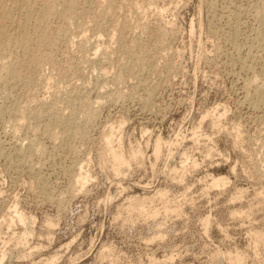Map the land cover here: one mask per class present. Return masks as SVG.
I'll return each mask as SVG.
<instances>
[{"label": "rangeland", "instance_id": "obj_1", "mask_svg": "<svg viewBox=\"0 0 264 264\" xmlns=\"http://www.w3.org/2000/svg\"><path fill=\"white\" fill-rule=\"evenodd\" d=\"M71 6L0 58V264H264V0Z\"/></svg>", "mask_w": 264, "mask_h": 264}, {"label": "bare ground", "instance_id": "obj_2", "mask_svg": "<svg viewBox=\"0 0 264 264\" xmlns=\"http://www.w3.org/2000/svg\"><path fill=\"white\" fill-rule=\"evenodd\" d=\"M5 1V0H4ZM3 0H0V58H3L5 55H7L8 53H9V50L11 49V50H13V49H15L16 47H20V46H29L32 42H33V40L34 39H36V38H34L33 37V34H31V32L29 31V30H32V31H34V32H37L38 30H41L40 28H42L44 25H43V23L45 22V21H47L46 19L48 18V17H51L52 15L54 16V14H60V16H63L64 18H66V19H68L69 18V20H67V21H70V18L72 17L73 18V13H72V10H71V7L73 8V6H71L72 4H73V0H52V1H47V2H45V0H44V4L42 3V8H40V9H38V11L36 12V8H35V4L33 5V4H31V3H33V2H35V0H32L33 2H31L30 3V0H8V3H6L7 5H5ZM38 1V0H37ZM37 7V6H36ZM57 7H61L62 9L59 11L58 9H57ZM37 8H39V7H37ZM73 11H74V8H73ZM79 13V12H78ZM16 14H25L24 16V19H21L20 18V20H19V18L17 19L16 18ZM76 14V13H75ZM79 14H81V13H79ZM78 14V15H79ZM264 15V14H263ZM262 15V16H263ZM19 16V15H18ZM17 16V17H18ZM21 16V15H20ZM19 16V17H20ZM23 16V15H22ZM75 16V15H74ZM76 17V16H75ZM49 20V19H48ZM63 20V19H62ZM9 24V25H8ZM47 24V23H46ZM262 24V23H261ZM264 25V24H263ZM9 26H13V28L15 27V29L16 28H18V29H20L19 30V33L17 32L18 31V29H16L17 31V34H15V35H13V33L11 34V32H10V28H9ZM30 27H32L33 29H29ZM12 28V27H11ZM13 28H12V31H13ZM45 28V27H44ZM43 28V29H44ZM29 29V30H28ZM45 30H46V28H45ZM14 32V31H13ZM39 32V31H38ZM15 33V32H14ZM33 33V32H32ZM43 33H44V31H43ZM45 33H46V31H45ZM49 33V32H48ZM37 34V33H36ZM40 34H42V33H40ZM44 34H42V36H43ZM47 35V33L45 34V39L46 38H48V35ZM41 36V35H40ZM37 37V36H36ZM34 38V39H33ZM44 38V37H43ZM40 39V38H39ZM42 39V38H41ZM44 39V40H45ZM41 41V40H40ZM48 41H51V40H47V42ZM41 44V43H40ZM48 44V43H47ZM50 44V43H49ZM32 45V44H31ZM38 45V44H37ZM31 47V46H30ZM17 49V48H16ZM27 49V48H26ZM19 50V49H18ZM22 50V49H21ZM29 50H30V48H29ZM14 51V50H13ZM22 51H24V49L22 50ZM12 52V51H11ZM24 53V52H23ZM22 53V54H23ZM12 54V53H11ZM13 55V54H12ZM26 55V54H25ZM10 56V55H9ZM23 57H25L24 55H23ZM107 57V56H106ZM105 58V57H104ZM8 60H9V58H7ZM14 60L16 59V58H13ZM20 59V58H19ZM1 60V59H0ZM24 60V59H23ZM104 60V59H103ZM18 61V60H17ZM20 61H22V60H20ZM2 62H4V61H2ZM22 62H24V61H22ZM26 62V61H25ZM6 63V62H5ZM12 63V62H11ZM10 63V64H11ZM21 63V62H20ZM3 65H2V71H4L3 73H6L7 75H9L10 74V76H12V78H13V76H16V78H15V80H18L17 79V77L18 78H20V74H19V71H18V69H14L12 66H10V65H7V64H4V63H2ZM9 64V63H8ZM13 64V63H12ZM128 64V63H127ZM126 64V65H127ZM29 65V64H28ZM124 65V64H123ZM128 65H130V63L128 64ZM127 65V66H128ZM16 66H18V65H16ZM22 67V66H21ZM0 68V69H1ZM242 68V67H241ZM22 69H24L23 67H22ZM19 70H20V68H19ZM133 70V69H132ZM1 71V70H0ZM1 71V72H2ZM129 71V70H128ZM22 72V71H21ZM97 72V71H96ZM120 73H121V71H119ZM102 73V72H101ZM118 74V73H117ZM123 74V73H122ZM125 74V73H124ZM1 75H2V73H1ZM7 75H5V77L7 76ZM8 77L10 80H11V77ZM118 78H120L118 81L120 82L121 81V79L123 78H121V77H119L118 75H116ZM122 76V75H121ZM3 77V76H2ZM5 77H3L4 79H2L1 78V76H0V78L2 79V83L4 84L5 82H4V80H6L7 78H5ZM9 79H7L8 81H9ZM14 79V78H13ZM12 79V80H13ZM117 79V78H116ZM6 80V81H7ZM11 80V81H12ZM8 81L6 82V83H8ZM115 81V80H114ZM117 81V80H116ZM1 83V82H0ZM115 83V82H114ZM246 83V82H245ZM247 83H249V82H247ZM248 85V84H247ZM250 85V84H249ZM248 85V86H249ZM264 85V84H263ZM252 86V85H251ZM262 86V85H261ZM244 87H245V85H244ZM243 87V88H244ZM258 88V87H257ZM256 89V88H255ZM261 89V88H260ZM262 90H264L263 88H262ZM254 91V90H253ZM258 91H259V89H258ZM256 92V94H257V90L255 91ZM254 92V93H255ZM263 93H264V91H262ZM259 93L260 95L262 94V97H264V95H263V93ZM248 93H250V92H248ZM247 93V94H248ZM119 94V93H118ZM116 95L117 97L119 96V95ZM255 94V95H256ZM258 94V95H259ZM100 95V94H99ZM98 95V96H99ZM254 95V94H253ZM259 95V96H260ZM111 96V95H110ZM248 96V95H247ZM257 96V95H256ZM259 96H257L258 98H256V99H259ZM261 97V98H262ZM119 98V97H118ZM249 98H251L250 97V95H249ZM260 98V99H261ZM105 99V98H104ZM108 99V98H107ZM106 99V100H107ZM254 99V98H253ZM100 100V99H99ZM116 100V99H115ZM146 100H148V99H146ZM85 101V100H84ZM253 101H255V100H253ZM258 101V100H257ZM262 101H263V99H262ZM262 101L260 100V101H258V102H260L261 104H262ZM111 102H113V101H111ZM252 102V101H251ZM264 102V101H263ZM83 103V102H82ZM97 103H98V101H97ZM100 103V102H99ZM152 103V102H151ZM249 103H250V101H249ZM257 103V102H256ZM256 103H253V104H256ZM86 104V103H85ZM149 104V103H148ZM238 104H240V103H238ZM250 105V104H249ZM258 105V104H257ZM93 106V105H92ZM97 106V105H96ZM144 106V105H143ZM256 106V105H255ZM87 107H89V106H87ZM144 107H146V106H144ZM257 107V106H256ZM259 107V106H258ZM251 108H252V106H251ZM2 110V109H1ZM71 111V110H70ZM75 111V110H74ZM70 113V112H69ZM91 113L92 112H89V115H91ZM72 114V113H71ZM55 115V114H54ZM53 115V116H54ZM58 116V115H57ZM92 116V115H91ZM50 117V116H49ZM48 117V118H49ZM52 117V116H51ZM59 117V116H58ZM62 117V116H61ZM60 117V118H61ZM67 117V116H66ZM86 117V116H85ZM88 117V116H87ZM86 117V118H87ZM253 117V116H252ZM55 118V117H54ZM68 118H70L69 116H68ZM73 120H74V117H71ZM70 118V119H71ZM91 117H89L88 119H90ZM255 118V117H254ZM37 119H39V118H37ZM69 119V120H70ZM71 119V120H72ZM57 120H58V118H57ZM59 120H61V119H59ZM58 120V121H59ZM64 121H67V120H65V119H63ZM62 120V121H63ZM52 121H54L55 122V120H52ZM38 122V121H37ZM47 122V121H46ZM57 122V121H56ZM69 122H72V121H69ZM51 123V122H50ZM58 123V122H57ZM57 123H55V124H57ZM59 123H60V121H59ZM63 123V122H62ZM88 123V122H87ZM64 124V123H63ZM68 124V123H67ZM66 124V125H67ZM79 124V123H78ZM20 125H21V123H20ZM52 125V124H51ZM60 126H61V123L59 124ZM69 125V124H68ZM47 126V125H46ZM63 126V125H62ZM72 127H73V125H71ZM80 126V125H79ZM33 127V126H32ZM69 127H70V125H69ZM72 127L71 128H69V130L70 129H72ZM76 127H77V125H76ZM35 128V127H34ZM62 128V127H61ZM68 128V127H67ZM78 128V127H77ZM76 128V129H77ZM80 128V127H79ZM37 129V128H36ZM66 129V128H65ZM74 129V128H73ZM75 129V130H76ZM32 130V129H31ZM44 130V129H43ZM74 130V131H75ZM42 131V130H41ZM55 131V130H54ZM71 131V130H70ZM70 131H66L67 133H65V131H64V134H70ZM76 131H78V130H76ZM75 131V132H76ZM52 132V131H51ZM57 132V131H56ZM63 132V131H62ZM43 134V133H42ZM53 134V133H52ZM58 134H59V132H58ZM58 134H56V133H54V137L55 138H53L54 139V141H56L57 139H58ZM4 135V134H3ZM44 135V134H43ZM48 135V134H47ZM57 135V136H56ZM75 135V134H74ZM68 137V136H67ZM5 138V137H4ZM113 138H114V135L112 134L111 135V137H109V138H107V140H106V143L105 144H108V152H109V157L111 158V160H112V163H113V165H112V167H113V169H114V172H116V173H119L120 174V171H121V168H122V166H125V165H128L129 164V162L131 161L130 159H137V153L136 152H139V150L138 151H133L132 153V155L130 156L131 158H125V156H124V154L121 152V151H118V150H115L114 149V147H113ZM62 139V138H61ZM64 139V138H63ZM159 139V138H158ZM158 139H157V141L155 142L156 144H155V146H154V154H155V156L157 157L158 155H159V153H160V150H161V146H162V144H161V141H158ZM4 140V139H3ZM37 140V139H36ZM59 140H60V137H59ZM66 140V139H65ZM68 140V139H67ZM30 141V140H29ZM35 141V140H34ZM33 141V142H34ZM50 141V140H49ZM53 141V142H54ZM61 141H63V140H61ZM33 142H32V145H33ZM36 142V141H35ZM38 142V141H37ZM36 142V143H37ZM60 142V141H59ZM16 143V142H15ZM36 143H35V145H36ZM18 144V143H17ZM30 144H31V142H30ZM58 144H60V143H58ZM32 145H29L30 146V148L32 149V152H29V150H28V152L29 153H33V150L35 149V147H34V149H33V146ZM20 146V145H19ZM37 146H39V145H37ZM27 147H28V145H27ZM29 148V147H28ZM13 149V148H12ZM15 150H17V149H15ZM20 150H21V148H19V152H20ZM27 150H26V152H27ZM12 151V150H11ZM25 151V150H24ZM31 151V150H30ZM41 153H40V152ZM23 152V151H22ZM35 152H39L40 154H42V150H41V148L40 147H38V148H36L35 149ZM18 153V152H17ZM21 153V152H20ZM24 153V152H23ZM22 153V154H23ZM28 154V153H27ZM33 154H35V153H33ZM32 156V155H31ZM35 156V155H34ZM40 156V155H39ZM154 156V157H155ZM9 157V156H8ZM37 157V156H36ZM264 157V156H263ZM9 159V158H8ZM12 159V158H11ZM22 162H23V160H22ZM39 162V161H38ZM12 163V162H11ZM263 163H264V158H263ZM37 164V163H36ZM35 164V165H36ZM32 165V164H31ZM32 166H30V168H31ZM37 167V166H36ZM259 167H262L261 166V164H260V166ZM40 168V167H39ZM38 168V169H39ZM263 168H264V166H263ZM263 168L262 169H260V168H258V170L260 169L261 171L263 170ZM31 171V170H30ZM264 171V170H263ZM36 172V171H35ZM38 173V172H37ZM115 173V174H116ZM34 175V174H33ZM36 175V174H35ZM39 176V175H38ZM50 176V175H49ZM264 176V175H263ZM75 177H76V179H75V183L77 184V185H81V187H83L85 184H87L88 183V181H89V177L87 176V174H80V175H75ZM40 178V177H39ZM71 178V177H70ZM37 179V178H36ZM73 180V179H72ZM71 181V180H70ZM42 184H43V182H41ZM72 183H73V181H72ZM221 183H224V180L223 179H217L216 181H213L212 182V184L214 185V186H221L222 184ZM45 184V183H44ZM75 185V184H74ZM45 190V189H44ZM160 193H162V191L160 192ZM158 194V196L159 197H161L162 195L161 194ZM163 194V193H162ZM73 196V195H72ZM163 196H166V194L164 193V195ZM163 196H162V198H163ZM110 197V196H109ZM154 197V196H153ZM155 198V197H154ZM152 199V198H151ZM150 199V200H151ZM133 201V200H132ZM264 201V200H263ZM133 205V204H132ZM263 205V204H262ZM130 206V205H129ZM132 207V206H131ZM137 207H139V206H137ZM129 208V210L131 209L130 207H128ZM133 208H134V206H133ZM132 208V210H134ZM140 208V207H139ZM139 208H137L136 210H138V212H140V210H141V208H140V210H139ZM15 210V209H14ZM144 210V209H143ZM142 211V210H141ZM15 213V215L17 216V218H18V220L19 221H21V222H23L24 223V220H25V218H24V215L22 214V213H19L18 211H17V209H16V211L14 212ZM142 213H144V212H142ZM246 215V214H245ZM260 237V239H262V238H264V236L263 235H260L259 236ZM259 239V240H260ZM237 256H239V255H237ZM219 258V257H218ZM235 258H236V255H235ZM238 258V257H237ZM232 259V258H231ZM236 260V259H235ZM238 260V259H237ZM239 261H241L240 260V258H239Z\"/></svg>", "mask_w": 264, "mask_h": 264}]
</instances>
